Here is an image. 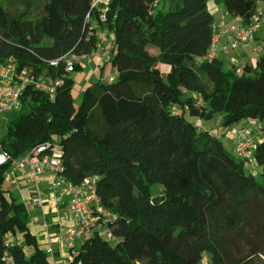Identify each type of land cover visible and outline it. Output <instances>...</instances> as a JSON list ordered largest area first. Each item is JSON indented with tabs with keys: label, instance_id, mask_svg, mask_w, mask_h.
I'll return each mask as SVG.
<instances>
[{
	"label": "trees",
	"instance_id": "trees-1",
	"mask_svg": "<svg viewBox=\"0 0 264 264\" xmlns=\"http://www.w3.org/2000/svg\"><path fill=\"white\" fill-rule=\"evenodd\" d=\"M155 1L111 0L106 28L118 51L108 65L117 77L86 87L78 107L73 77L50 61L94 50L85 23L88 14L97 16L92 0H45L39 13L26 8L14 15L0 6V65L11 60L17 71L63 79L52 101L24 90L1 142L18 158L56 139L67 179L98 178L99 198L118 217L112 225L118 241L94 236L72 264H202L205 255L210 264H244L230 258L223 237L241 235L249 212L264 210V53L240 74L202 58L214 35L210 2L246 26L264 0H167L154 10ZM187 113L204 120L222 114V130L257 122L259 176L217 134L188 122ZM9 169L0 166V264H51L30 232L28 209L6 182ZM17 238L21 243L11 245ZM25 247H33L30 257Z\"/></svg>",
	"mask_w": 264,
	"mask_h": 264
},
{
	"label": "built area",
	"instance_id": "built-area-1",
	"mask_svg": "<svg viewBox=\"0 0 264 264\" xmlns=\"http://www.w3.org/2000/svg\"><path fill=\"white\" fill-rule=\"evenodd\" d=\"M167 0H157L151 8L156 10L164 6ZM111 0H92L91 8L96 11L93 19L91 14L85 18L87 38L95 37L94 50L89 55H79L74 51L50 61L52 66L64 65L66 74L75 72L77 65L90 61L93 56L98 57V67L103 69L112 62L118 51L112 32L107 30L109 4ZM264 24V11L259 7L255 16L246 26H225L218 33L214 32L212 44L202 62H211L219 54L228 55L255 41L256 35ZM215 30V25H214ZM224 39L221 44L220 41ZM116 76L109 78L107 83L116 80ZM63 85V79L58 77L36 76L24 68L17 71L13 61L0 65V123L7 116L18 113L21 109V96L28 87L42 92L52 101ZM178 112L177 107L171 108ZM259 128L260 125L258 124ZM1 128V127H0ZM1 130V129H0ZM224 137L233 146L234 156L243 161L246 168L255 167L254 153L256 142L249 126L223 129L219 137ZM0 138V166L10 165L6 174L7 184L25 180L28 190L21 195V200L28 210H39L42 217V230L49 244L45 253L51 264H56V249L52 241L57 242L61 250L67 252V263L72 264L80 247L94 236L106 240L110 244L117 243L112 231V225L117 221V215L106 208L97 194L96 176L87 177L81 183L75 184L63 175L62 146L58 140H52L38 145L28 153L13 158L7 152V144ZM47 192L42 193L41 189ZM55 205L48 213L46 207L50 201ZM51 242V243H50ZM21 243V240L11 241V245ZM10 245V241L7 242ZM8 261H10L8 259ZM75 264H83L81 261Z\"/></svg>",
	"mask_w": 264,
	"mask_h": 264
},
{
	"label": "rangeland",
	"instance_id": "rangeland-1",
	"mask_svg": "<svg viewBox=\"0 0 264 264\" xmlns=\"http://www.w3.org/2000/svg\"><path fill=\"white\" fill-rule=\"evenodd\" d=\"M44 1L45 0H0V6L11 15L23 12L26 8H30L32 9V11L39 13L40 7ZM259 8L264 11V2L259 4ZM258 36L264 39V24L261 26ZM221 57L222 61L224 62V67H228L230 65L231 58H233L232 52H230L228 55L223 54ZM254 61H248V63L254 64ZM237 73L240 74L241 72L237 71ZM75 75V73L72 74V77H74ZM201 77L204 81H206L204 74H201ZM72 95L74 104L76 107H78L82 100V92L77 93L74 91ZM185 118L188 122L194 124L198 128H201L202 130L208 132H214L218 136L222 131V125L219 124L223 118L222 114H216L211 120H204L197 117H191L188 113L185 115ZM241 126H249V128L253 132L255 142L263 140V136L261 134L257 122H241L240 124L232 126L230 128L233 129ZM0 127V138H2L6 128L5 120L1 121ZM220 140L228 151L234 153V150L232 149V144L227 139L222 136ZM246 170L248 173H252L257 177L259 176V169L256 167L246 168ZM11 190L13 195L20 196L21 192L16 188H12ZM150 190L151 195L153 197H157L162 194L160 186L158 184L152 185ZM41 191L43 194H45L47 192V189L43 187ZM30 211L31 210H28V215L29 218H31V221L33 219H36L41 222L42 217L39 216L40 213L38 215L36 211ZM243 229L244 230L241 235L234 234L223 237L224 242L227 245L228 255L232 260L243 261L244 264H264V210L259 207L251 210L247 216V221ZM256 250L260 251L261 254L259 256H254ZM202 264H210L209 255H205L203 257Z\"/></svg>",
	"mask_w": 264,
	"mask_h": 264
},
{
	"label": "crops",
	"instance_id": "crops-1",
	"mask_svg": "<svg viewBox=\"0 0 264 264\" xmlns=\"http://www.w3.org/2000/svg\"><path fill=\"white\" fill-rule=\"evenodd\" d=\"M209 8L214 16V25H215V33H218L220 30H222L225 26L229 25H235V26H245L242 24L241 19L235 18L231 15H229L226 10L222 6H216L213 2L209 3ZM259 33V32H258ZM258 33L256 35L255 41H253L251 44L242 46L238 48L235 51H232V57L230 65L227 68H235L238 72H241L242 68L245 65H254L258 58L263 55L264 53V39L260 38L258 36ZM224 39L220 41L222 44ZM150 53L154 56L158 55V52L156 50L150 49ZM223 54L218 55V60L222 61ZM255 60V61H254ZM248 61H254V64H249ZM223 62V61H222ZM224 63V62H223ZM82 71L79 73L74 72L76 75L73 77L75 81L73 92H83V90L93 85L94 83L98 81H105L107 82L109 78H113L116 76V69L112 66L107 65L105 68L100 69L98 67V57L93 56L90 61H85L81 65ZM167 70V69H166ZM168 71V70H167ZM166 71V72H167ZM72 73V74H74ZM71 74V76H72ZM72 92V94H73ZM245 123L248 121H244ZM250 123L252 121H249ZM222 125V121L219 123ZM201 129V128H200ZM222 130V128H221ZM214 133V132H210ZM216 134V133H214ZM233 149V146H232ZM12 186V188H16L19 190L20 198L23 193H25L28 190V184L25 180H20L16 183L9 184ZM55 202L52 200L49 202V204L46 207V211L49 213L51 209L54 207ZM36 211L39 215V210H31L30 212ZM37 215V216H38ZM41 217V215H39ZM30 232L33 236H35L38 246L45 251V249L48 247V240L46 236L44 235V232L42 230V218L41 222L39 220L33 219L30 224ZM18 240H21V238H17ZM51 243V242H50ZM53 247L56 249L55 253V262L56 264H66L67 263V252L65 250H61L57 244V242L52 241ZM26 256L30 257L34 249L33 247H25Z\"/></svg>",
	"mask_w": 264,
	"mask_h": 264
}]
</instances>
